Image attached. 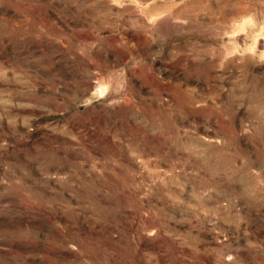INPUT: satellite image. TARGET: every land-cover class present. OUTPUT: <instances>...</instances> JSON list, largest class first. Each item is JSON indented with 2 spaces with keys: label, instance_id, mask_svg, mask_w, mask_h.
<instances>
[{
  "label": "rangeland",
  "instance_id": "1",
  "mask_svg": "<svg viewBox=\"0 0 264 264\" xmlns=\"http://www.w3.org/2000/svg\"><path fill=\"white\" fill-rule=\"evenodd\" d=\"M0 264H264V0H0Z\"/></svg>",
  "mask_w": 264,
  "mask_h": 264
}]
</instances>
